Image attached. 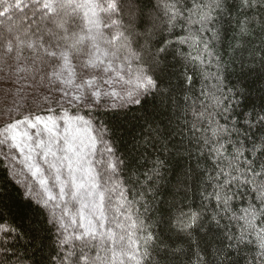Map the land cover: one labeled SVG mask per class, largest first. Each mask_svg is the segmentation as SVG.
<instances>
[{
  "label": "snow or ice",
  "instance_id": "obj_1",
  "mask_svg": "<svg viewBox=\"0 0 264 264\" xmlns=\"http://www.w3.org/2000/svg\"><path fill=\"white\" fill-rule=\"evenodd\" d=\"M0 3L5 6L0 15L13 8L24 11L19 2ZM144 3L153 6V0ZM193 3H165L161 23L152 25L161 37L154 53L149 48L151 31L143 33L146 39L142 47H133V37L139 34L129 31L134 29V21L123 25L121 0H31L28 21L21 17L8 34L0 36V74L6 73L2 77L5 84L14 78L15 82L30 81L29 87L48 93L43 95L45 105L57 104L61 109L65 103L82 105L101 116L100 126L94 128L92 120H73L67 111L58 118L54 108L48 107L46 112L51 114L45 115L30 106L19 118L9 113L8 119L0 120V154L11 161L22 156L41 188L33 195V189L26 186L14 205L5 203L0 191V234L17 243L23 237L36 252L44 250L53 233L61 246L79 241V254L86 264H149L153 251L163 253L162 260L170 253L183 252L169 248L160 235L149 231L136 207L140 203L146 212L149 210L146 202L142 203L144 193L151 191L146 183L161 177V169L170 162L165 152L172 158L193 152L182 142L169 141L167 125L160 127V111H147L149 103L156 109L159 101L162 108L165 100L172 99L176 86L167 76L165 54L169 45L179 43L204 53L192 60L200 65L215 62L217 68L212 74L216 83L209 94L211 104L196 108L194 101L184 109L187 112L191 108V130L200 131V135L189 141L196 145L198 155L180 182L191 180L197 189L207 185L211 192L204 188V211L183 214L177 222L179 230L190 241L197 229L207 230L212 239H218L211 253L216 264L233 257L235 264H264V96L257 105L247 86L230 82L213 47L233 13L245 17L240 22L242 35H252L256 29L250 26L257 25L264 38V0ZM178 28L186 35L173 41L172 35H181L175 31ZM206 32L211 33V41L203 39ZM26 50L30 55L25 56ZM185 82L190 85L192 78L186 77ZM52 93L59 95L53 98ZM141 120V132L145 127L148 131L137 136ZM201 125L205 126L202 131ZM121 132L130 137L127 143L131 149L118 135ZM98 141L104 152L102 159L95 160ZM149 149H156L160 155L141 181L135 173L145 153L151 155ZM245 188L254 197L237 214L233 203L248 195ZM130 192L140 200L129 199ZM225 219L235 224L236 232L222 224ZM216 229L225 230L217 237ZM93 250L94 256L90 255ZM73 255L69 252L62 257L61 264ZM35 264H50V259ZM195 264H208L201 251L196 252Z\"/></svg>",
  "mask_w": 264,
  "mask_h": 264
},
{
  "label": "trees",
  "instance_id": "obj_2",
  "mask_svg": "<svg viewBox=\"0 0 264 264\" xmlns=\"http://www.w3.org/2000/svg\"><path fill=\"white\" fill-rule=\"evenodd\" d=\"M8 2L9 4L21 3L24 11L21 12L19 9L13 8L6 14L0 15V36L7 34L4 28H14L20 23L21 17L27 22L31 15V0H8ZM166 2L170 3L171 0H153V6H146L144 0H121L123 11L120 17L123 25L128 26L129 21H134L135 27L134 29L129 28V31L134 30L139 34L133 37L134 48L138 46L142 47L146 39L143 33L151 31L153 35L149 39V48L153 53L156 51L161 37L156 34L159 29L153 28L152 25L153 23H161L159 17L163 16ZM196 2H199V0H196ZM189 3L194 6L193 0H189ZM4 7L0 3V12L4 11ZM152 17H157V19L153 20ZM244 19L243 13H233L231 22L223 25V29H226V31L222 29L221 38L213 43V47L215 53L221 58V70L228 80L232 83L247 86L251 93V99L259 105L260 97L264 96V38L259 35L260 29L257 25L250 26L256 29L252 35H242L240 33V22ZM193 27L195 29L198 26ZM175 31L180 32L181 35H172L171 39L173 41H178L182 39L183 35H186L179 28ZM167 35L165 33V36ZM203 39L211 41V33H204ZM0 52H2V49H0ZM28 55L30 53L26 50L25 56ZM165 55L169 69L167 76L171 78V83L176 87L172 91L171 101L165 100L162 108L160 107V102L156 101V109H154L152 103H149L147 111L149 113L154 110L160 111L162 113L159 121L160 127L163 128L164 125H167L168 132L171 133L169 141L172 143L182 142L189 148H192L193 152L191 156L185 154L183 157L178 156L175 158H172L165 152L163 155L170 162L166 168L161 169V177L158 180L154 177L155 183L152 181L146 183V187L151 188V191L144 193V201L142 203L146 202L149 210L146 212L140 203L136 204L149 231L160 235L169 248L183 249L182 253H170L163 260L161 259L163 253L157 255L153 251L149 264H195L197 251H201L204 254L208 264H216L215 256L211 253L215 252L219 240L212 239L209 231L197 229L193 232V237L190 241L179 230L177 222L183 214L204 211L203 203L206 202H203L202 193H204V188H207V192H211V188L207 187V185H203L197 189L192 187L191 180L187 184L180 181L183 179V172L189 166L195 165L198 155L195 151L196 145L189 143V141L194 140L195 136L200 135V131L193 132L191 130V123L194 120L191 108L187 112L184 109L192 105L194 101L196 108H200L203 104H211L209 94L213 91L212 86L216 83L212 78V74L217 72V68L215 62L212 65H207V63L200 65L198 61L192 60L191 57L196 55L203 56L204 53L198 51L196 48L189 47L187 44L173 43L168 46ZM0 67H3L2 62H0ZM3 75H6V73L0 74V120L8 119L9 113L12 114L13 118H19L21 111L30 106L35 108L37 113L51 114L46 112V109L51 107L56 109L55 115L58 118L63 116L64 111H67L68 115L92 120L94 128L100 126L98 122L101 120V116L95 110L90 111L82 105L79 107L77 105L75 107L68 106V103H65L62 109L57 104L45 105L43 103V95L48 94L45 90L29 87L30 81L20 80L19 82H15V78L13 81L5 84L2 79ZM188 76L192 78L190 85L185 82ZM51 95L55 98L59 94L52 93ZM185 96L190 97V99L185 100ZM36 104H40L41 107L37 108ZM23 114L26 115V111ZM136 115L142 114L137 113ZM133 123H136V121H133ZM143 124L144 121L142 120L137 124V136L147 133L148 128L146 127L143 129V133L141 132V125ZM203 127L205 126H200L201 131ZM1 130L2 126H0ZM93 135H95V132H93ZM118 135L124 137L127 148L131 149L132 145L127 143L130 139L127 133L121 132ZM169 141H165L164 143H168ZM108 142L111 143V140ZM121 147H124V145H121ZM103 152V145L98 141L97 155L94 159H102L103 157L100 154ZM149 152L151 155L145 153L139 162L140 170L135 173V175L140 177L141 181L145 180L144 174L153 167V159L160 155L156 149H149ZM120 155L123 156V152ZM176 160L180 161L179 165L176 164ZM96 167L99 169L101 165L97 164ZM210 171L211 169H209ZM120 178L124 180L125 176L121 175ZM125 186L130 187V185ZM0 191L3 192L5 203L12 205L19 202L20 193L24 192L23 187L12 175L11 168L2 154H0ZM244 191L248 195L238 197L233 203V210L237 214L242 208L247 206L248 200L254 197V194L249 192L247 188ZM128 198L140 200L139 195L135 192H130ZM5 214L7 215V211ZM206 219L207 213L205 214ZM222 224L230 225L232 232L237 231L235 224L227 219L223 220ZM224 230L216 229V236L219 237L220 233ZM63 250L64 252H62L55 233H53L51 240L47 242L42 252H36L27 244L26 239L23 237L17 243L12 237H4L3 234H0V264H35L36 261L41 259H50V264H61L62 257H67L65 253L67 252V248L63 247ZM90 255L94 256L95 250ZM82 257L79 254V250H77V254L71 260L65 259L64 264H86L82 263ZM235 260L236 258L233 257L226 260L224 264H235ZM240 264H242V261H240Z\"/></svg>",
  "mask_w": 264,
  "mask_h": 264
},
{
  "label": "rangeland",
  "instance_id": "obj_3",
  "mask_svg": "<svg viewBox=\"0 0 264 264\" xmlns=\"http://www.w3.org/2000/svg\"><path fill=\"white\" fill-rule=\"evenodd\" d=\"M80 11L82 12L83 10H80ZM4 29H5V32L8 34V30L11 28H4ZM69 105L74 106V107L76 106L75 104H68V106ZM68 116L73 120L78 118V117H74L73 115H70V114ZM61 126L63 127L62 122H61ZM6 160L8 162L9 167L11 168L12 175L15 177L16 181L23 187L24 191H25L26 186L33 189V192H32L33 195L36 192L41 191V188L39 186L37 178L32 176V174L28 170L27 164L24 161V158L22 156L17 155L15 161H11L9 159H6ZM41 166L46 169V166L43 165L42 162H41ZM45 175L46 176L49 175L47 170L45 171ZM54 194H55V190H54ZM66 235H68V233H66ZM78 245H79V241H70L68 245H66V246L60 245V247L62 249V252H64L63 247L67 248V252H65L66 255H68L69 252H73L74 253L73 256H75L77 254V250H79ZM73 256H72V258H73ZM81 261H82V263H86L84 257L81 258Z\"/></svg>",
  "mask_w": 264,
  "mask_h": 264
}]
</instances>
